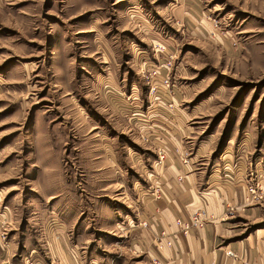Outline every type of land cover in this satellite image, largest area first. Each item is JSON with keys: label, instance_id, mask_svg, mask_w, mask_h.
Instances as JSON below:
<instances>
[{"label": "rangeland", "instance_id": "obj_1", "mask_svg": "<svg viewBox=\"0 0 264 264\" xmlns=\"http://www.w3.org/2000/svg\"><path fill=\"white\" fill-rule=\"evenodd\" d=\"M178 2L2 0L0 22L6 13L13 26L0 27V264H53L41 240L31 242L35 211L57 203L42 201V189H60L66 204L79 198L82 218L97 222L111 206L120 220L130 213L133 189L147 195L156 159L134 113L168 94H149L159 77L183 96L175 107L206 112L197 119L201 137L211 131L223 141L232 128L261 134L264 0L247 12L229 0H199L211 25L203 37L183 31L173 16ZM243 43L257 47L250 54L255 65L243 62L249 60ZM167 56L171 65L163 69ZM44 139L53 141L54 164L37 161ZM42 171L53 173L50 180L35 179ZM97 236L105 239L104 232ZM85 256L87 264L105 261Z\"/></svg>", "mask_w": 264, "mask_h": 264}, {"label": "crops", "instance_id": "obj_2", "mask_svg": "<svg viewBox=\"0 0 264 264\" xmlns=\"http://www.w3.org/2000/svg\"><path fill=\"white\" fill-rule=\"evenodd\" d=\"M229 1L236 4L239 12L250 11V4L256 2ZM179 3L173 16L180 21L183 31L187 33L190 29L201 37L207 34L211 27L209 16L199 7V0H179ZM5 15L6 22L1 21L0 27L13 26L11 18ZM239 19L243 24L244 16ZM243 48L247 49L249 59L243 62L255 65L256 56L252 59L250 56L258 50L255 44L243 43ZM182 100L183 96L171 87V92L163 94L155 105L149 103L134 113L138 134L149 140L146 145L153 159L156 149L163 156L160 163L153 162L150 183L152 188L159 187V199L143 195L141 188L133 189L134 194L128 198L130 213H122L120 220L111 206L104 211V222H97L82 218L85 210L79 198L66 204L67 197L64 192L59 193L60 189L54 193H44L42 189V201L57 198V203L51 207L38 206L39 210L32 216L37 224L31 227L35 231L31 242L36 243L34 238L41 240L49 262L87 264V253L89 262H99L98 256L105 255L103 264H264V197L245 201L246 186L252 175L264 173V118L261 134L232 128V135L223 141L211 131L201 137L202 126L197 119L206 112L199 107L186 110L174 106ZM141 112L149 117L140 119ZM38 125L40 131L48 132L42 122ZM53 147V141L48 139L40 145L39 164L56 163L57 152L53 153ZM52 174L42 171L35 179L50 180ZM33 206L37 208L33 203L27 207ZM197 210L203 211L204 224L181 233L175 219L186 221ZM55 211L56 218H51L50 213ZM142 219L147 222L145 227L139 225ZM161 230L170 235L168 248L156 246L154 237ZM99 231L105 233V239L98 238ZM87 244H91L89 251L85 248ZM35 252L30 250L28 254Z\"/></svg>", "mask_w": 264, "mask_h": 264}, {"label": "built area", "instance_id": "obj_3", "mask_svg": "<svg viewBox=\"0 0 264 264\" xmlns=\"http://www.w3.org/2000/svg\"><path fill=\"white\" fill-rule=\"evenodd\" d=\"M213 26H216V23H213ZM163 46L157 45L155 48L158 51L163 50ZM170 56L166 57V60L163 62V65L161 67L163 69H167L171 65ZM154 72H158V70H155ZM160 78V84L159 86H151L149 87V94L153 95L156 93L157 90L167 91L168 93L171 92V86L167 79V76L159 77ZM157 95L153 96V99H156ZM170 106V105H169ZM156 162L160 163L163 159L162 153L159 149H156ZM263 189H264V173L256 175L253 174L252 178L250 179V182L246 186V197L245 201L247 202H253V201H259L261 200L263 195ZM149 196L152 197V199H159L161 197V191L159 187H153L151 190L147 193ZM205 222L204 213L202 210H197L190 214L189 218L186 221H180L178 219H175V223L179 226V230L181 233L185 234L187 233L191 228L194 227H201ZM147 222L146 220H142L139 222L140 226H146ZM170 235H168L164 230L159 231V233L154 237L155 243L157 247H164L168 248L171 246L170 241ZM227 255H231L230 252H226Z\"/></svg>", "mask_w": 264, "mask_h": 264}]
</instances>
